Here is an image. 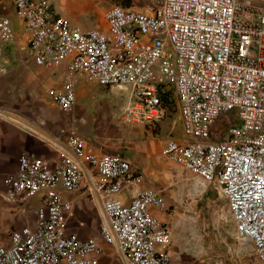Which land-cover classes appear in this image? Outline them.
Returning <instances> with one entry per match:
<instances>
[{
    "label": "built area",
    "instance_id": "2783aa9c",
    "mask_svg": "<svg viewBox=\"0 0 264 264\" xmlns=\"http://www.w3.org/2000/svg\"><path fill=\"white\" fill-rule=\"evenodd\" d=\"M11 1L28 58L62 76L60 85L43 86L62 111L75 109L77 85L85 80L129 91L120 119L157 125L167 115L163 93L175 92L183 135L168 138L162 156L188 172L195 188L203 183L202 192H215L233 226L227 234L215 225L213 233L191 232V249L205 264H264V0L112 5L106 28L89 30L56 16L51 0ZM17 40L12 18L0 15V78ZM90 142L70 136L54 165L20 157L18 172L6 179V197L21 208L35 198L40 204L33 224L9 240L0 236V264H101L103 242L126 264H171L175 229L154 212L170 210L166 190L143 186V173L123 154L98 152ZM128 186L138 187L129 202L122 198ZM78 191L102 204L99 238L68 230L73 204L64 195Z\"/></svg>",
    "mask_w": 264,
    "mask_h": 264
},
{
    "label": "crops",
    "instance_id": "0c3cea01",
    "mask_svg": "<svg viewBox=\"0 0 264 264\" xmlns=\"http://www.w3.org/2000/svg\"><path fill=\"white\" fill-rule=\"evenodd\" d=\"M82 2L81 10L95 7L94 0H82ZM0 15L10 16L14 25L18 20L11 0H0ZM16 33L19 39L23 37L17 29ZM23 43L26 44V42ZM23 51L10 54L7 64L8 73L0 78V105L10 109V114H6L8 117L2 115L0 111V236L3 239L9 240L14 230L33 224L36 219L35 209L39 206L30 201L21 208L20 205L8 201L6 197V179L18 172L20 157L24 154L34 155L54 165L67 151V139L72 135L90 138L93 142H90L88 146L98 152L123 154L134 169L143 173L145 177L143 186L164 187L151 180L152 174L160 173L161 167L167 163V159L162 156L165 142L156 131L163 121L150 126L128 123L120 119L124 105L119 115L114 110L104 109V111H109V118L98 120L95 131L92 132V129L87 128L85 123L89 104L82 100L87 94L92 97L89 88L91 83L85 80L80 81L77 85L75 109L72 112L62 111L48 97L35 98L33 95L38 90L42 92L43 86L47 83L60 85L61 74L53 69L36 67L26 55L25 50ZM14 78H16L15 81ZM7 79L16 82L19 86V89L16 86H13L14 90L11 88L10 92L14 96L17 94L13 102L3 99L4 89L2 87L6 86ZM181 126L182 134L175 139H181L183 135V125ZM136 188L138 187L128 186L122 198L129 202ZM64 196L73 204V211L68 215L69 232L83 239L99 238L100 229L105 222L101 202L93 201L83 191ZM154 212L159 219L170 222L175 229L174 242L169 248V254L174 252L173 246L180 243H182V248L188 249L191 243L188 237L182 235L179 227L187 216L179 217L173 212H160L157 209H154ZM102 244L104 251L99 256L101 264H126L123 255L113 246L105 242ZM183 261L180 264H205L188 256ZM171 264L177 263L171 261Z\"/></svg>",
    "mask_w": 264,
    "mask_h": 264
},
{
    "label": "rangeland",
    "instance_id": "374dc122",
    "mask_svg": "<svg viewBox=\"0 0 264 264\" xmlns=\"http://www.w3.org/2000/svg\"><path fill=\"white\" fill-rule=\"evenodd\" d=\"M51 2L56 16L64 17V19L68 20L72 26L82 30H89L92 28L105 29V13L112 5H121L126 8H138L147 5V3L142 0H94V8L81 10L82 6L80 5L83 4L82 0H51ZM15 28L22 35L25 34L23 23L19 20L15 22ZM23 42H26L24 37L20 39L18 38L16 46L11 50V53H22L24 50L23 47L25 46ZM8 80L9 79H7L6 86L2 87L4 89L3 99L13 102V100L17 98V94L14 96L10 91L14 90L13 86H16L18 89L19 86L16 82ZM13 80L15 81L16 78ZM89 83H91L89 88L91 89L92 97L87 94L82 100L89 104L87 115H85V123L88 126L87 128L90 127L93 132L95 131V125L98 120L101 118L108 119L110 116L109 111H104V109L108 108L111 111L114 110L119 115L122 106L128 101L129 91L118 86L109 87L114 88L111 90L102 87L95 82ZM33 95L35 98L46 96L44 90L42 92L38 90L34 92ZM168 95L169 99L165 100V106L167 107L166 118L156 129L163 142H166L168 138H179L182 134V123L177 96L174 91L168 92ZM29 98H31V96H29ZM0 111H2V115L7 117L8 115L6 114H10V109L3 105H0ZM216 124L217 125L214 126V129L215 132L219 134L223 123L217 121ZM161 169L162 171L157 173L158 175L156 172L152 174L153 178L151 180L156 184L164 186L163 188L166 190L167 194H169L168 204L171 205L170 210L167 212H173L172 210H176L179 217L187 216L186 220L182 221L183 223L179 226L183 236L189 238L191 232L199 234L201 230L203 231L204 229H209L211 233H213V225H215V227H220L224 234H227V231H233L231 216L227 204L219 200V197L215 192L210 189L204 192H202V190L198 191L199 187H194L196 180L177 163L167 160V163H165L164 167H161ZM32 202L39 205V199L37 198L32 199ZM214 202L217 203L214 204ZM172 250L174 252L170 257L173 263H183L184 258L187 256L191 257L193 260L198 259L204 262L202 259L196 257V254L191 247L188 249L182 248V243L174 245Z\"/></svg>",
    "mask_w": 264,
    "mask_h": 264
},
{
    "label": "trees",
    "instance_id": "16d2710c",
    "mask_svg": "<svg viewBox=\"0 0 264 264\" xmlns=\"http://www.w3.org/2000/svg\"><path fill=\"white\" fill-rule=\"evenodd\" d=\"M162 98H163V100H164V104H165V100H166V99H169V95L166 94V93H163Z\"/></svg>",
    "mask_w": 264,
    "mask_h": 264
},
{
    "label": "bare ground",
    "instance_id": "6f19581e",
    "mask_svg": "<svg viewBox=\"0 0 264 264\" xmlns=\"http://www.w3.org/2000/svg\"><path fill=\"white\" fill-rule=\"evenodd\" d=\"M204 187H205V185L202 183V186L199 188V190H198V191H201V190H203V189H204Z\"/></svg>",
    "mask_w": 264,
    "mask_h": 264
}]
</instances>
